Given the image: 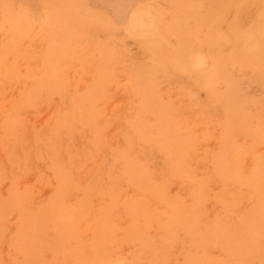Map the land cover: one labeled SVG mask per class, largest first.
Segmentation results:
<instances>
[{
  "label": "rangeland",
  "instance_id": "374dc122",
  "mask_svg": "<svg viewBox=\"0 0 264 264\" xmlns=\"http://www.w3.org/2000/svg\"><path fill=\"white\" fill-rule=\"evenodd\" d=\"M263 61L264 0H0V264H264Z\"/></svg>",
  "mask_w": 264,
  "mask_h": 264
},
{
  "label": "bare ground",
  "instance_id": "6f19581e",
  "mask_svg": "<svg viewBox=\"0 0 264 264\" xmlns=\"http://www.w3.org/2000/svg\"><path fill=\"white\" fill-rule=\"evenodd\" d=\"M260 2V1H259ZM256 4V3H255ZM231 10V9H230ZM17 22V21H16ZM153 24V23H152ZM155 24V23H154ZM161 25V24H160ZM162 26V25H161ZM217 27V26H216ZM259 30V28H256V31H258ZM225 33V32H224ZM260 38H261V36H260ZM213 39V38H212ZM257 39V38H256ZM236 40V39H235ZM255 41V40H254ZM257 41V40H256ZM254 45V44H253ZM253 47H255V45L253 46ZM210 51H211V49H210ZM244 51V50H243ZM238 53V52H237ZM211 55V54H210ZM213 56H214V54H213ZM212 56V57H213ZM233 56V55H232ZM243 56V55H242ZM203 57V56H202ZM231 57V56H230ZM239 58H241V57H239ZM243 59H244V56H243ZM253 61V60H252ZM251 61V62H252ZM246 62V61H245ZM249 62V61H248ZM251 62L249 63L250 65H251ZM264 62V61H263ZM254 63H255V61H254ZM246 64V63H245ZM248 64V65H249ZM249 67V66H248ZM256 68H258V66L256 67ZM260 68V67H259ZM141 69V68H140ZM248 69V68H247ZM261 69V68H260ZM263 71V70H262ZM251 73V72H250ZM261 72L259 71V74H260ZM241 74V73H240ZM256 74H258V73H256ZM264 74V73H263ZM236 75H237V73H236ZM239 75V74H238ZM251 75V74H250ZM243 76V75H242ZM253 75H251V77H252ZM257 76V75H256ZM264 76V75H263ZM238 76H236L235 78H237ZM250 77V76H249ZM244 78V77H243ZM242 78V79H243ZM137 81V80H136ZM232 81V80H231ZM252 81V80H251ZM250 81V82H251ZM235 83V82H234ZM236 83H238V82H236ZM236 83L234 84V85H236ZM258 83V82H257ZM214 84V83H213ZM230 84H232L231 82H230ZM239 84V83H238ZM227 85H229V84H227ZM244 85H246V84H244ZM264 85V84H263ZM215 86V85H214ZM261 88V87H260ZM244 92V91H243ZM260 94H258V96H259ZM242 102V101H241ZM241 104V103H240ZM246 104V103H245ZM235 106V105H234ZM241 106V105H240ZM236 107H238L237 105H236ZM243 110V109H242ZM241 110V111H242ZM208 112V111H207ZM203 113H205V112H203ZM209 113V112H208ZM207 113V115H212V113H210V114H208ZM140 114H142V112L140 113ZM142 117V116H141ZM246 118V117H245ZM153 129V128H152ZM152 139V138H151ZM232 142V141H231ZM231 147H232V145H231ZM263 170V169H262ZM173 171V170H172ZM235 171V170H234ZM232 173V172H231ZM259 173V172H258ZM232 178H234V177H232ZM247 178V177H246ZM259 184V183H258ZM259 186H260V184H259ZM258 186V187H259ZM110 190V189H109ZM258 190H260V189H258ZM101 192V191H100ZM113 192V191H112ZM235 199V198H234ZM256 205V204H255ZM263 209V208H262ZM264 210V209H263ZM249 212V211H248ZM249 213H251V212H249ZM248 213V214H249ZM247 214V213H246ZM60 215V214H59ZM60 217V216H59ZM61 218V217H60ZM94 218H96V217H94ZM262 219H263V217H262ZM245 220V219H244ZM95 221H96V219H95ZM247 220H245L244 222H246ZM93 223V222H92ZM95 223V222H94ZM262 224V223H261ZM254 225V224H253ZM259 227H260V225H258ZM263 226H264V223H263ZM174 227V226H173ZM176 227V226H175ZM254 227H255V225H254ZM246 229H247V227H245ZM177 229V228H176ZM89 230V229H88ZM95 230H96V228H95ZM248 230V229H247ZM180 231V230H179ZM92 232V231H91ZM1 234V233H0ZM179 234V233H178ZM256 235V234H255ZM255 235H253L254 237H255ZM252 236V237H253ZM260 236V235H259ZM259 238V237H258ZM255 239V238H254ZM251 240V239H250ZM254 241V240H253ZM244 243V242H243ZM240 245V244H239ZM244 245V244H243ZM242 245V246H243ZM251 248V247H250ZM262 247H260V249H261ZM243 249V248H242ZM262 250V249H261ZM259 252H260V250H258ZM263 252V251H262ZM88 253H90V252H88ZM94 253V252H93ZM93 255V254H92ZM86 257H87V255H86ZM89 257H90V255H89ZM88 257V258H89ZM92 257V256H91ZM95 257H96V255H95ZM93 258V257H92ZM191 259V258H190ZM193 259V258H192ZM263 259V258H262ZM83 260V259H82ZM98 264V263H97Z\"/></svg>",
  "mask_w": 264,
  "mask_h": 264
}]
</instances>
